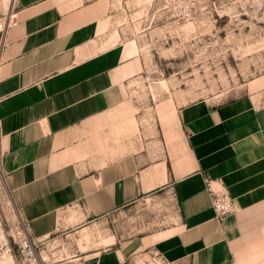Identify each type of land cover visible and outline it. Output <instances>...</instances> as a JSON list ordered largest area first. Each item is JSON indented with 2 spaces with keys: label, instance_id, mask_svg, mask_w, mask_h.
Here are the masks:
<instances>
[{
  "label": "crops",
  "instance_id": "crops-1",
  "mask_svg": "<svg viewBox=\"0 0 264 264\" xmlns=\"http://www.w3.org/2000/svg\"><path fill=\"white\" fill-rule=\"evenodd\" d=\"M110 8V0H0V19L16 21L0 33V173L25 232L78 233L91 214L162 189L179 221L137 240V251L154 246L168 264L264 263V105L189 104L177 111L164 159L145 165L140 150L91 172V124L117 103L122 52L107 46ZM207 183L228 193L233 214L216 217Z\"/></svg>",
  "mask_w": 264,
  "mask_h": 264
},
{
  "label": "rangeland",
  "instance_id": "rangeland-1",
  "mask_svg": "<svg viewBox=\"0 0 264 264\" xmlns=\"http://www.w3.org/2000/svg\"><path fill=\"white\" fill-rule=\"evenodd\" d=\"M110 1L107 46L122 52L114 74L117 103L91 124L92 173L140 150L145 165L164 159L177 111L189 104L264 105V0ZM175 109L176 118L167 117ZM178 217L175 201L158 189L103 216L91 214L78 233L36 238L25 232L0 173V264H30L18 249L26 237L36 243L41 264H121L122 244L124 264H168L154 246L137 251L135 242L172 228ZM80 252L87 253L75 260Z\"/></svg>",
  "mask_w": 264,
  "mask_h": 264
},
{
  "label": "built area",
  "instance_id": "built-area-1",
  "mask_svg": "<svg viewBox=\"0 0 264 264\" xmlns=\"http://www.w3.org/2000/svg\"><path fill=\"white\" fill-rule=\"evenodd\" d=\"M5 17V18H4ZM0 19V33H5L8 28L16 25L15 16L7 14ZM207 189L211 198V205L216 217L220 220L233 214L235 206L233 200L223 189H214L211 183H207ZM18 249L24 259L30 264H41L36 254V243L29 238H24L18 243Z\"/></svg>",
  "mask_w": 264,
  "mask_h": 264
},
{
  "label": "bare ground",
  "instance_id": "bare-ground-1",
  "mask_svg": "<svg viewBox=\"0 0 264 264\" xmlns=\"http://www.w3.org/2000/svg\"><path fill=\"white\" fill-rule=\"evenodd\" d=\"M164 85H166V83L164 82Z\"/></svg>",
  "mask_w": 264,
  "mask_h": 264
}]
</instances>
